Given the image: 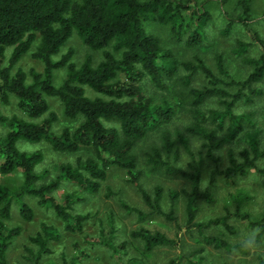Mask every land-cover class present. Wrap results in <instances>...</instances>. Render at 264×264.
<instances>
[{"label":"trees","instance_id":"1","mask_svg":"<svg viewBox=\"0 0 264 264\" xmlns=\"http://www.w3.org/2000/svg\"><path fill=\"white\" fill-rule=\"evenodd\" d=\"M215 5L219 8L217 18L212 11ZM253 5V0H0V101L9 104L15 96L25 114L0 112V122L8 127L0 134V173L19 172L23 180L17 190L0 181V264H9L11 242L21 233L20 227L7 222L16 203L30 220L34 212L24 197L33 196L42 207L54 211L65 229L82 232L92 214L74 212L75 205L86 200V195L99 194L114 167L126 172L148 207L143 210L124 204L139 221L128 241H116L119 229L113 213L109 228L102 224L98 237H88L106 247L116 264H144L156 249L179 245L177 238L144 222L160 216L176 219V200L181 195L187 229H196L207 244L243 251V244L232 242L228 234H236L237 222H244L249 231H255H251L254 241L264 246L263 129L250 119L254 112L239 110L242 102L264 105V36L255 26ZM216 19L221 24L215 27ZM148 24L168 29L186 48L206 44L207 60L199 54L193 60L180 59L169 45L172 42L168 44ZM217 32L221 38L234 39L231 51L246 64L244 76L233 74L225 52L218 48ZM75 33L86 47L102 52L99 60L87 53L77 62L73 48L61 54ZM253 49L258 50L257 55L250 54ZM28 52L43 63L42 71L15 70ZM60 69L65 75L56 84ZM195 77L203 83L195 84ZM178 82L184 85L181 90ZM52 99L58 100L66 117L61 128H56L60 117L51 110ZM208 101L215 102L214 108L205 109ZM185 108L186 124L173 129ZM20 139L86 156L61 163L56 177L45 181L48 170L38 168L44 153L21 148ZM198 141L202 147L196 154L191 143ZM226 141L233 146L227 152V163L221 166L216 151ZM177 143L190 155L186 166L177 164ZM213 162L215 166L208 171ZM206 169L209 173L204 183ZM155 171L188 183L182 191L171 192L170 211L163 207L160 186L152 192L144 186L145 172ZM251 173L263 192L258 209L248 205L252 196L240 189L228 194L220 215L198 219L204 204L215 201L219 177L235 183ZM65 182L77 189L59 199L56 193ZM212 228L222 229L223 234L205 233ZM59 237L58 227L42 222L30 236L34 247L27 248L32 264H40L52 250L50 242ZM128 244L136 253L129 252ZM81 255L86 256L84 251ZM79 256L71 262L65 259L63 264L81 262ZM259 264H264V257Z\"/></svg>","mask_w":264,"mask_h":264},{"label":"rangeland","instance_id":"2","mask_svg":"<svg viewBox=\"0 0 264 264\" xmlns=\"http://www.w3.org/2000/svg\"><path fill=\"white\" fill-rule=\"evenodd\" d=\"M254 14L257 17L255 26L264 36V0H253ZM230 10L232 8L230 6ZM212 11L215 13L216 18L218 17L219 8L214 6ZM217 20V19H216ZM220 21V20H219ZM217 20L216 26L221 24ZM148 28L157 32L166 42H172L169 44L173 47L176 55L183 60H193L195 54L202 55L207 60V45H202L198 49L186 48L183 42L176 41L168 29L163 27H158L155 24H148ZM245 40L247 39L245 34L240 35ZM217 37L220 39L218 48L225 52L227 64L232 70L236 77H242L247 72L248 69L243 63L242 59L236 58L232 54V42L233 38H224L217 32ZM69 48L74 49L73 60L81 62L87 53H92L99 60L102 56L101 51H93L86 47L81 38L75 33L72 38L64 46L61 54L66 53ZM12 49L7 50V56H10ZM59 54L56 57H60ZM252 55H257L258 50L253 49L250 52ZM18 68L24 69L26 72H30L32 69L36 71H42L44 68L43 63L36 59L31 52L26 53L21 60L16 64L15 70ZM65 75L64 69L58 70L56 72L55 83L61 82ZM30 76V75H29ZM58 81V82H57ZM193 82L197 85L203 83L200 77H195ZM177 87L181 90L184 85L178 82ZM15 96L9 104L2 103L0 101V112L12 116L14 114L25 116V114L20 111ZM51 110L58 113L60 117V122L57 123L56 128H61L64 125L66 117L62 113V107L58 100L52 99ZM214 101H208L204 104L205 109L214 108ZM208 106V107H207ZM241 112H254L250 116V119L257 123V126L263 129L264 136V105H246L242 102V106L239 108ZM188 111L185 108V112L179 115V119L175 121L172 128L180 127L186 124L188 119ZM249 123L246 124L248 126ZM8 131V127L0 122V134H5ZM241 139H237L239 141ZM191 148L194 153L198 154L202 147L201 143L193 142L191 143ZM18 145L29 151L42 150L45 155L43 162L38 166L39 170L42 172L48 170L47 179L49 181L54 179L58 174V166L67 161H72L77 159L79 155L86 154L80 152L76 154H66L62 152L55 151L47 143H34L28 142L24 139H20ZM148 144L146 147H149ZM233 143L223 142L220 148L217 149L216 155L220 158V165L224 166L227 163V152ZM145 147V150H146ZM177 150L180 152L178 154L177 164L186 166L190 159L189 153H187L180 143L176 145ZM139 149V151H141ZM141 155V154H140ZM215 166V163H211L208 166V171ZM206 169L205 182H207L208 172ZM123 170L119 168H111L107 180L103 183L101 192L96 195H86V200L79 202L75 205L74 212L81 213H91L92 218L85 223L84 231L82 232H72L65 229L63 222L59 219L52 209H47L42 207L37 198L33 196H25L24 201L33 210L34 216L32 219H26L20 210V204L16 203L12 210V216L7 221L8 225L11 227H20L21 233L16 236L10 245L7 257L9 264H32L30 261L32 259L31 252L27 249L28 247H34L30 241V236L34 235L39 229L42 222H47L49 224L55 225L59 228L60 237L57 240H52L50 242L51 252L43 257L40 264H63L65 259L71 262V258L80 255L82 257L81 262L76 264H116L115 259L110 255L106 247L97 245L89 241L88 237H98L101 234L102 224L108 226L109 216L112 213L116 219V225L118 226L119 232L116 238L118 244L128 241L130 231L139 225L137 220V215L135 212H129L124 204H128L133 207L142 208L143 210H148L147 204L143 200L141 194L138 192L136 186L127 180V176ZM145 177H143L144 186L149 191H154L157 186L162 188L163 199L162 204L166 211H170L171 206V192L172 191H182L183 188L188 186V183L183 178L167 176L161 171H155L151 173L145 172ZM0 181L8 185L11 189L17 190L22 184V176L19 172L5 175L0 173ZM44 182V181H42ZM260 181L256 176L249 175L248 177H243L229 183L222 177H219L218 184L215 187V201L211 204H204V209L200 212L198 219L206 220L211 216L220 215L223 212V206L228 203L229 193L236 192L240 189L245 190L252 196L249 200L248 205L252 208L258 209L263 201V192ZM77 187L71 183L65 182L62 184L61 188L57 191L56 196L59 199H63L67 192H71ZM184 196H179L176 200V213H174L176 219H168L165 216H160L152 222H144L146 226L160 230L168 234L170 237L177 238L179 240V245L177 247H160L156 249L152 255L147 258L144 264H259L260 258L264 257V246H261L259 242L254 241V235L249 231L244 222H237L239 227L236 234H228L229 239L234 243H242L243 251L241 249H234L233 251H226L224 249H218L213 245H209L204 241L201 234L198 233L196 229L188 230L186 227L185 219V200ZM109 228V226H108ZM107 232V230H106ZM226 232V231H225ZM206 234H223L222 229L212 228L205 231ZM80 246V247H79ZM129 252L131 254L136 253V250L128 244ZM249 249L245 252V249ZM86 254L82 256L81 252ZM126 250V249H124ZM201 250V251H200ZM88 253V255H87ZM70 264V263H69Z\"/></svg>","mask_w":264,"mask_h":264}]
</instances>
